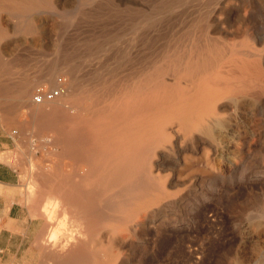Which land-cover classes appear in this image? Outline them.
<instances>
[{"label":"rangeland","instance_id":"374dc122","mask_svg":"<svg viewBox=\"0 0 264 264\" xmlns=\"http://www.w3.org/2000/svg\"><path fill=\"white\" fill-rule=\"evenodd\" d=\"M53 2L36 10L21 3L25 8L11 19L14 31L1 42L12 53L2 65L5 81L0 76V139L10 143L0 152V162L17 170L19 203L33 221L24 264H52L46 258L51 223L36 214L40 181L32 179L55 172L77 178L85 171L60 154L56 132L33 119L32 112L42 107L32 102L34 89L55 87L56 79L63 78L66 91H78L76 99L89 91L100 98L99 107L107 108L151 71L167 84L180 80L189 87L182 79L183 59L206 49L218 59L210 62L208 77L224 94L209 104L212 111L200 130L181 132L171 148L160 150L154 174L160 175L166 197L137 217L142 224L106 223L81 240L107 244L116 239L112 257H101L108 264H264V0ZM56 58L67 59L68 67L55 73L53 83H35L19 103L14 86L44 73ZM240 64L245 73L238 71ZM44 139L50 142L42 145ZM60 214L56 219L63 221ZM65 218L64 237L76 229Z\"/></svg>","mask_w":264,"mask_h":264},{"label":"bare ground","instance_id":"6f19581e","mask_svg":"<svg viewBox=\"0 0 264 264\" xmlns=\"http://www.w3.org/2000/svg\"><path fill=\"white\" fill-rule=\"evenodd\" d=\"M53 1L0 0V76L4 81L6 74L2 65L8 60L12 49L9 44L1 42L11 36L10 32L15 29L11 19L16 18V10L25 8L21 3H25L29 9H35L52 6ZM183 60L182 79L189 87L183 86L180 80L167 84L161 76L151 75V71L145 77L142 74L140 79V76L137 77L139 85L130 89L125 98H114L107 108L99 107L100 98L89 91H85L82 97L88 107H82V98L76 99L78 91L74 87L54 101L40 104L42 107L32 112L33 119L41 127L56 132V143L61 147L60 154L72 159L78 167L85 168L83 175L77 178L55 172L40 173L32 179V182L37 179L40 181L37 191L35 190L38 199L35 203L39 204L40 209L36 211L34 208L32 212L35 210L36 214L51 223L46 240L49 250L45 252L52 264H93L95 261L96 264H108L101 257H112L110 250L117 245L114 242L116 239L105 244L102 241H87L88 238L106 223H131L133 228L142 224L143 220L137 222V217L141 219L148 207L157 205L166 197L160 175L154 174L158 170L159 164L155 159L160 156V150L171 148L179 133L200 130L203 120L212 111L209 104L224 94V90L216 89L220 84L208 77L211 73L210 62L218 61L210 50H203L197 57L191 52ZM68 62L67 59L56 58L38 77L22 78L14 86L19 103H24L30 96L35 83H53L55 73L67 68ZM160 65L157 66L161 67ZM240 65L238 71L245 73L246 67ZM157 66L153 68L156 70ZM170 66V70L176 75L178 68L174 64ZM6 91L4 84L2 93L5 94ZM84 113L87 114L86 117ZM73 124H79L82 128H72ZM59 213L63 221L56 219ZM66 216L76 229L71 227L75 233L71 234V229L70 234L64 237L60 230L65 225ZM86 235L89 237L85 241L81 240ZM92 247L94 250H89Z\"/></svg>","mask_w":264,"mask_h":264},{"label":"crops","instance_id":"0c3cea01","mask_svg":"<svg viewBox=\"0 0 264 264\" xmlns=\"http://www.w3.org/2000/svg\"><path fill=\"white\" fill-rule=\"evenodd\" d=\"M0 152L9 146L4 136ZM17 170L0 162V264H24L25 252L33 234V221L19 203Z\"/></svg>","mask_w":264,"mask_h":264},{"label":"built area","instance_id":"2783aa9c","mask_svg":"<svg viewBox=\"0 0 264 264\" xmlns=\"http://www.w3.org/2000/svg\"><path fill=\"white\" fill-rule=\"evenodd\" d=\"M66 90L67 84L65 80L63 78H57L55 87H47L44 85L36 87L32 94V102L34 104L40 105L45 102L54 101L55 99L59 98ZM49 142V139H44L41 141V144L45 145Z\"/></svg>","mask_w":264,"mask_h":264}]
</instances>
